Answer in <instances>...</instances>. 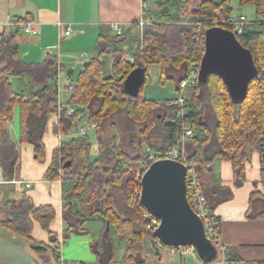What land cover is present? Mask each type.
<instances>
[{
	"label": "trees",
	"instance_id": "16d2710c",
	"mask_svg": "<svg viewBox=\"0 0 264 264\" xmlns=\"http://www.w3.org/2000/svg\"><path fill=\"white\" fill-rule=\"evenodd\" d=\"M192 1L170 0L159 4L158 17L150 18L142 32L133 24L111 40V30L103 29L98 54L75 81L69 100L75 109L73 116L67 115V109L61 111L59 108L57 57L49 54L44 61L29 64L21 59L14 34H4L0 41V163L5 178H14L21 158L8 128L15 107H20L21 142L32 144L41 162L46 160L44 137L50 131L53 116L60 113L61 131L66 137L54 149L45 177L62 181L64 238L87 234L85 225L99 221L121 242H126L124 260L127 264L146 262L145 236L155 244L160 241L154 231L147 229L140 202L133 199V189L143 163L152 153L179 144L180 126L172 121L177 111L175 98L151 101L143 99L141 94L135 98L126 93L124 82L138 67L147 72L149 66L160 65L162 84L173 78L168 74L170 70L180 73L174 89L176 93L181 92L180 85L191 67L201 64L206 31L217 22H220L217 25L232 30L224 22L233 15V0H199L191 11V19L186 22L178 17V9ZM247 4L255 5L257 17L238 39L251 51L258 69L257 77L249 85L247 98L241 102L233 101L224 81L217 75H210L206 82L198 81L186 95V123L194 130L187 143L189 159L196 165L203 183L207 208L214 218L220 241L221 224L214 217V211L233 197V191L217 181L216 158L233 163L235 184L241 186L246 179L245 163L257 151L264 183V0H239L240 6ZM172 6L177 10L175 16H170ZM165 7H169V12L163 14ZM129 39L134 43L130 53L134 56L133 61L126 56L129 50L124 49ZM111 53L115 61L112 75L107 77L104 58ZM12 78L17 79V86L13 85ZM148 82L150 76L147 73ZM83 117L95 125L98 150L95 160L91 158V138L73 135L78 119ZM54 130L60 131L56 126ZM67 163L70 164L66 166ZM9 208L10 216L1 225L25 238L45 264H57L60 242L50 229L55 209L37 208L27 195L11 200ZM247 217L264 222V193L261 191L251 194ZM34 221L49 233L51 244L39 243L32 237ZM215 245L218 253L209 260H202L204 263L218 260L220 250H225L231 260H240L234 248L225 249L222 243L216 242Z\"/></svg>",
	"mask_w": 264,
	"mask_h": 264
},
{
	"label": "crops",
	"instance_id": "0c3cea01",
	"mask_svg": "<svg viewBox=\"0 0 264 264\" xmlns=\"http://www.w3.org/2000/svg\"><path fill=\"white\" fill-rule=\"evenodd\" d=\"M169 1L0 0V41L2 35L14 34V41L19 47L21 59L29 64L42 62L49 54L57 57L58 100L62 111L72 107L69 104L71 96L67 87L75 84L74 80H77V76L98 54L103 29L114 33L113 27L116 25H121L125 29L133 24L139 26L141 21L148 23L150 18L158 17L160 11L158 5ZM17 21L34 22L38 28V34L29 35L9 25ZM69 24L73 26V32L70 36H66L63 27ZM139 30L141 31L140 26ZM84 54L85 58L82 56ZM63 80L65 89L60 85ZM150 82L152 84L153 79L150 78ZM12 83L17 86V79L12 78ZM20 120V107L17 105L14 116L8 123L11 138L21 153L12 180L5 178L0 163V264H45L41 255L33 250L32 245L25 238L1 225L10 216L9 202L13 199L19 200L24 195L30 197L37 208L53 207L55 209V219L50 229L59 238L60 259L58 261H62L63 264H127L124 260L126 242H121L112 230L107 231L104 224L88 222L85 225L87 234L64 238L66 226L63 220L65 203L62 181L45 177L54 149L59 147L66 137L61 131V114L53 116L50 131L44 137L46 145L44 162L37 159L32 144L21 142ZM54 126L60 131L55 132ZM261 169L260 154L255 151L245 163L244 184L236 186L233 163L216 158L215 177L222 186L232 189L233 197L215 209L214 217L221 224L222 245L225 249L234 248L240 260H231L225 250L224 252L220 250L218 260L207 264L231 262L264 264V222L249 220L247 217L251 194L254 191L264 193ZM28 184L30 187L27 186ZM32 237L39 243L51 244L49 233L37 221H34ZM143 252L146 258L144 264H206L195 251L186 254L173 251L158 243L155 244L149 236L143 238ZM46 255L50 256L51 253Z\"/></svg>",
	"mask_w": 264,
	"mask_h": 264
},
{
	"label": "water",
	"instance_id": "95a60500",
	"mask_svg": "<svg viewBox=\"0 0 264 264\" xmlns=\"http://www.w3.org/2000/svg\"><path fill=\"white\" fill-rule=\"evenodd\" d=\"M169 7L162 9L168 13ZM210 75L219 76L235 102L247 98L249 85L258 75L254 57L236 34L221 26L206 31L205 54L200 64L199 81ZM145 68L134 69L124 82V89L138 97L146 83ZM70 163H67L68 166ZM187 167L170 159H158L144 173L141 205L160 220L155 235L169 248L193 247L203 261L218 253L217 246L207 236L204 221L195 213L187 196Z\"/></svg>",
	"mask_w": 264,
	"mask_h": 264
},
{
	"label": "built area",
	"instance_id": "2783aa9c",
	"mask_svg": "<svg viewBox=\"0 0 264 264\" xmlns=\"http://www.w3.org/2000/svg\"><path fill=\"white\" fill-rule=\"evenodd\" d=\"M224 23L225 25L229 26L232 29L231 31H233L237 37L242 36L244 34L245 29L254 24V22L250 21L248 17L244 14L232 15ZM9 25L13 27H17L18 29L22 30L24 33L29 35H37L39 32L35 23L31 21L11 22ZM145 25H147V22L144 21L139 22V26L141 27V32L143 31ZM59 26H62V24H59ZM63 28L65 31L64 34L66 36H70L72 34L73 32L72 25L69 24ZM113 30L116 35H120L123 33L124 28L121 25H116L113 27ZM82 56L84 58L86 57L85 54ZM199 74H200V64H194L191 67L187 77L182 81L180 85L181 92L177 93V96L175 97L177 101V111L172 121L180 126L179 144L170 147L165 151L152 153L149 159H147L143 163L137 177V181H136L137 185L134 186L133 189V199L134 200L138 199L140 202L142 186L139 185L141 184V180L144 173L146 172V170L148 169V167L152 162L158 159H170L183 163L187 167V177H186L187 196L191 204V207L193 208L195 213L204 221L207 236L211 239L212 243L215 244L216 242L221 245V241L220 239H218L217 231L213 223L214 218L209 214L207 208L208 199L205 190L203 188V183L196 169V165L192 163L189 159V154L187 149V143L193 137L194 130L191 127H189L186 123L188 108H187V96L185 91L187 88L193 87L199 81ZM67 91L71 96L74 91V84H70L67 87ZM66 109L68 116H73L75 114V109L73 107H68ZM92 129H95V125L89 124L87 118L86 119L80 118V120H78L77 122L76 131L73 133V135L86 136L88 135L89 131H91ZM27 186L30 187V184H28ZM141 207H142L141 209L142 214L144 216L145 221L147 222V229L155 232V230L160 225V220L157 217L150 214L142 205ZM158 244L164 246V244L161 241H159ZM169 249L173 251H180L183 254L193 251L196 252V250L193 247H181V248H169ZM57 264H63V262L59 261ZM229 264H234V263L231 262Z\"/></svg>",
	"mask_w": 264,
	"mask_h": 264
},
{
	"label": "rangeland",
	"instance_id": "374dc122",
	"mask_svg": "<svg viewBox=\"0 0 264 264\" xmlns=\"http://www.w3.org/2000/svg\"><path fill=\"white\" fill-rule=\"evenodd\" d=\"M198 3H199V0H193L192 3L190 4L181 5L180 9H178V14H179L178 17L188 22L191 19V11L198 5ZM232 4H233V15H240L244 13L246 14V16L248 17L250 21H253L256 19L257 16H256V10H255L254 4H247L244 6H240L239 0H233ZM176 12H177L176 7L172 6L171 11H170V16H175ZM219 23L220 22L215 23L216 26H220V25H217ZM140 32L138 31L137 33H140ZM115 35L116 34L112 33L110 35V39L113 40ZM129 40H130L129 44L126 45L124 49H126L127 51L129 50V52L126 53V56L130 61H132L134 59V56L130 53L133 52L134 43L132 39H129ZM114 61H115V58H114L113 53L105 56L104 58L105 76L110 77L112 75V68H113ZM168 74L171 75L173 78L168 79L167 81H165L164 84H162V82H160V79L162 76L161 66L160 65L150 66L148 68V75L150 76L151 79H153V83L151 84V82H148L144 84V86L142 87V91L140 93L141 97L143 99L160 100V101L161 100L165 101L168 98L176 97L177 95L176 93H174L175 91L174 86L177 82H179L180 73L170 70ZM75 81L76 79L74 80V82ZM60 85H61V88L65 89L64 87L66 85H65L64 80L60 83ZM191 90H192L191 87L187 88L185 91L186 95H189L191 93ZM88 136L91 138L92 143H93V148L91 149V158L95 160L98 156L97 138H96L95 129H92L91 131H89ZM90 223H101V222L90 221ZM101 224L103 225V223Z\"/></svg>",
	"mask_w": 264,
	"mask_h": 264
}]
</instances>
